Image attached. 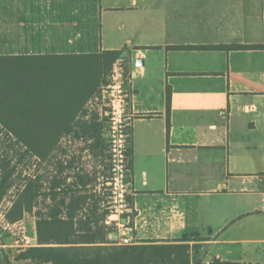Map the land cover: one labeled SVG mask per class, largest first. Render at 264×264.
Here are the masks:
<instances>
[{
    "label": "crops",
    "instance_id": "obj_1",
    "mask_svg": "<svg viewBox=\"0 0 264 264\" xmlns=\"http://www.w3.org/2000/svg\"><path fill=\"white\" fill-rule=\"evenodd\" d=\"M27 1L44 7L25 9ZM50 1L0 0V29L31 21L24 53L9 55L128 54L136 244L186 238L202 245L195 264H264V49L170 48L264 45V0H73L61 23L52 22ZM42 16L59 29L36 31ZM13 242L4 237L3 249H25Z\"/></svg>",
    "mask_w": 264,
    "mask_h": 264
},
{
    "label": "trees",
    "instance_id": "obj_2",
    "mask_svg": "<svg viewBox=\"0 0 264 264\" xmlns=\"http://www.w3.org/2000/svg\"><path fill=\"white\" fill-rule=\"evenodd\" d=\"M170 48L231 51L264 45ZM124 54L0 55V136L17 147L0 159V214L11 224L27 215L37 217V245L17 252L1 248L0 264H192L193 251L203 252L202 245L191 246L186 238L178 244H110L108 236L117 228L108 209L109 193L97 192L105 186L98 166L77 170L76 158L61 149L64 139L83 141L82 152L89 151L96 161L109 159L108 117L85 107L111 84L119 61L126 75ZM127 154L130 169V149ZM11 196L10 206L3 207Z\"/></svg>",
    "mask_w": 264,
    "mask_h": 264
},
{
    "label": "built area",
    "instance_id": "obj_3",
    "mask_svg": "<svg viewBox=\"0 0 264 264\" xmlns=\"http://www.w3.org/2000/svg\"><path fill=\"white\" fill-rule=\"evenodd\" d=\"M122 61H119L111 76V84L102 90L100 98L95 102L101 104L99 113L108 117L106 139L110 145L109 150V173L110 194L108 197V209L113 214L115 226L120 237L119 245H135V230L131 225L132 211L128 202L130 187L127 181L128 149L130 142V120L127 117L128 93L125 89V76L123 75ZM23 221L11 224L6 220L4 212L0 214V249L4 248L3 240L7 233L13 232L19 227L18 235L15 234L14 247H31L34 242L27 236ZM125 220V221H124ZM20 236V238H18ZM192 264H195L192 262ZM202 264H213V261H205Z\"/></svg>",
    "mask_w": 264,
    "mask_h": 264
},
{
    "label": "rangeland",
    "instance_id": "obj_4",
    "mask_svg": "<svg viewBox=\"0 0 264 264\" xmlns=\"http://www.w3.org/2000/svg\"><path fill=\"white\" fill-rule=\"evenodd\" d=\"M76 2H74L73 0H51L50 2H48V5L50 6V9H52V15H51V19L52 22L54 23H61L63 22L65 19H68V15L70 14L69 12V8L71 7V5H74ZM47 4V3H46ZM5 5V4H4ZM5 7L11 8V4L5 5ZM44 6H42V3L37 5V3L32 2V1H27V6H25V9L28 10H32V11H41V9H43ZM16 8L21 9V6H16ZM67 9V10H66ZM54 10H62L61 14H56L54 12ZM2 19V18H0ZM19 19H23V21H25L26 26L27 27H21L19 28L16 25L17 20L14 22L15 24L11 25V22H7L6 24H3L4 27H2L0 29V55H9L10 53H15L16 50H19V44H21L22 42V38H26L27 34H21V32H25L28 33L29 31V22L30 18L29 17H20ZM43 16L39 19L38 17L36 18L35 22L36 23L34 25V29H36V31L39 30H45V31H50L51 33H55V30H58L59 27L56 26H51L46 25L45 23H41L43 21ZM44 26H47L46 29H44ZM42 35V34H41ZM40 34L37 35V39L36 41L39 40V38L41 37ZM74 39V38H73ZM26 44V42H23V46ZM27 45V44H26ZM22 46V47H23ZM25 51V50H24ZM24 51L21 49L19 50L20 53H24ZM114 74V71L112 72V75ZM125 74V68L123 67V75ZM111 75V76H112ZM101 104L96 103L95 101H93L92 103L88 104L87 107H85V110H91L90 112H95L99 110ZM85 144L83 141L81 142H74L71 141V139H64L61 143V149L64 150L63 148L68 150V153H66L65 155L71 157H75L76 158V164H75V168L77 170H81L82 168H86L89 171H93L95 166H98V170H99V182L100 183H104V188L103 186H99L97 192H101V193H106V194H110V173H109V162L108 159L104 161L102 160H98L96 161L90 154L89 151H84L82 152V149L85 148ZM17 147L15 145H13L12 142H10L9 140H7L4 136H0V159L4 158L6 156V153L10 150L13 151V149L15 150ZM61 150V151H62ZM13 155V153H9V156L11 157ZM29 162L26 161L22 166L24 167L25 165H27ZM31 163L34 165L36 164V160H32ZM76 170V171H77ZM17 193V189H15L13 191V195H15ZM12 201V196L10 198H8L4 203H3V207H9ZM51 203V201H48L47 204ZM196 204V203H195ZM111 213V212H110ZM34 215V214H33ZM33 215L31 217H29V215H27V218L25 220V229H26V233L27 236L29 238H31L34 235V225H35V220L33 219ZM111 217L112 219L115 218L113 216V214L111 213ZM19 227H17L13 232H11L10 234H6L5 235V239L7 241H14L15 239V234L18 235L19 233ZM204 236H207V233L203 234ZM20 238V236L18 237ZM114 242H118V241H114ZM22 248H27V247H22ZM16 250L21 249V247H15ZM17 252V251H15ZM18 264H28V263H18Z\"/></svg>",
    "mask_w": 264,
    "mask_h": 264
},
{
    "label": "water",
    "instance_id": "obj_5",
    "mask_svg": "<svg viewBox=\"0 0 264 264\" xmlns=\"http://www.w3.org/2000/svg\"><path fill=\"white\" fill-rule=\"evenodd\" d=\"M127 55H128V54L126 53V54L123 55V57H127ZM124 221H125V220H124Z\"/></svg>",
    "mask_w": 264,
    "mask_h": 264
}]
</instances>
